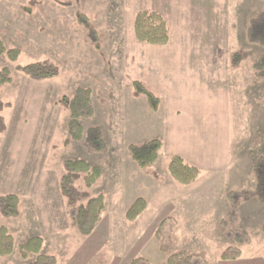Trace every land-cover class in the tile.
<instances>
[{
  "label": "rangeland",
  "instance_id": "1",
  "mask_svg": "<svg viewBox=\"0 0 264 264\" xmlns=\"http://www.w3.org/2000/svg\"><path fill=\"white\" fill-rule=\"evenodd\" d=\"M193 3L0 0V42L21 52L17 62L0 57V71L9 68L13 78L0 88V196L21 200L18 218L0 215V228L15 240L14 252L0 264L34 261V255L23 260L18 253L32 237L43 238L42 252L57 264H167L169 255L180 252L209 264H264V200L256 195L254 172L264 157V79L253 71L264 48L246 36L264 0H206L204 8ZM143 10L165 18L168 45L136 40L135 16ZM200 10L207 13L194 23L193 12ZM80 16L94 29L99 48ZM236 53L238 68L231 63ZM33 63H51L59 75L37 82L16 71ZM134 81L160 99L158 112L135 92ZM78 87L92 90L95 115L82 125L101 129L105 151L84 140L66 144L69 112L59 102ZM153 139L163 143L160 158L141 169L129 146ZM174 156L199 169L195 183L183 186L172 178ZM66 160L102 170L92 188L83 176L74 185L105 197L88 238L78 233L61 193ZM138 198L148 208L132 224L126 212ZM230 247L240 259L221 260Z\"/></svg>",
  "mask_w": 264,
  "mask_h": 264
},
{
  "label": "trees",
  "instance_id": "2",
  "mask_svg": "<svg viewBox=\"0 0 264 264\" xmlns=\"http://www.w3.org/2000/svg\"><path fill=\"white\" fill-rule=\"evenodd\" d=\"M79 22L88 30L90 39L99 48L98 38L87 18L80 16ZM134 31L136 40L140 44L145 45L166 46L171 37V31L167 21L160 13L153 10L137 12ZM246 36L249 43L264 48V9L257 17L250 21ZM20 55L21 52L19 49L8 50L0 42V57L5 56L11 62H17ZM231 63L233 67L238 68L241 64V54H234ZM16 71L37 82L51 80L59 75L57 67L51 63H33L25 66H17ZM253 71L257 79H264V53L254 62ZM12 81V71L7 67L3 68L0 71V88L12 84ZM133 87L138 95L147 98L150 109L155 113L158 112L160 99L140 81H134ZM59 103L69 112L67 126L68 139L66 144L84 140L92 150L98 152L105 151L107 149V143L101 129L99 127H91L85 130L82 125V120L91 119L95 115L92 90L90 88L78 87L71 98L63 97ZM4 130V121L0 115V133L4 132ZM162 147L163 143L161 140L153 139L140 145H130L129 151L132 160L137 166L141 169H147L157 163ZM63 169L64 173L60 182L61 193L68 202L69 214L75 223L78 233L81 237L88 238L94 233L105 209V197L102 194L91 197L87 192L78 191L74 185L76 180L83 176L86 187L89 189L92 188L101 179L102 170L100 167L92 166L84 160H66L63 163ZM254 172L258 180L256 195L264 200V157L259 158L255 162ZM169 173L175 181L183 186L192 185L200 176L198 168L187 164L179 156H174L171 159ZM81 200H87V202L77 207V204ZM20 206L21 200L18 196L14 194L0 196V215L3 218H18L20 216ZM147 208V201L144 198H138L126 212L127 222L135 223ZM43 246V238L32 237L18 246V253L23 260H27L30 255L35 256L34 261L26 264H57L58 261L55 256L42 252ZM14 250L15 240L13 235L5 227H1L0 258L11 255ZM240 257L241 253L230 247L222 252L220 259L223 261H236ZM132 264H137V261H134ZM167 264L209 263L191 254L180 252L171 256L169 255Z\"/></svg>",
  "mask_w": 264,
  "mask_h": 264
},
{
  "label": "crops",
  "instance_id": "3",
  "mask_svg": "<svg viewBox=\"0 0 264 264\" xmlns=\"http://www.w3.org/2000/svg\"><path fill=\"white\" fill-rule=\"evenodd\" d=\"M205 2H206V0H194V3L192 4V6H195L196 8H199V7L203 6V8H204V6L206 5ZM206 13H207V11L204 12V10L193 12V16L192 17H194L193 19H195L194 23H199L201 21L202 17H204L206 15ZM205 18H207V17H205Z\"/></svg>",
  "mask_w": 264,
  "mask_h": 264
}]
</instances>
